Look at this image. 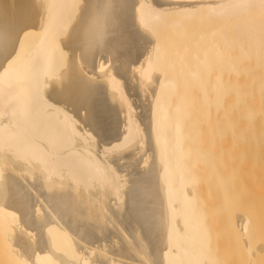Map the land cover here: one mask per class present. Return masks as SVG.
Instances as JSON below:
<instances>
[{
    "label": "bare ground",
    "instance_id": "bare-ground-1",
    "mask_svg": "<svg viewBox=\"0 0 264 264\" xmlns=\"http://www.w3.org/2000/svg\"><path fill=\"white\" fill-rule=\"evenodd\" d=\"M256 129L264 0H0L3 264H224L222 142Z\"/></svg>",
    "mask_w": 264,
    "mask_h": 264
},
{
    "label": "rangeland",
    "instance_id": "rangeland-1",
    "mask_svg": "<svg viewBox=\"0 0 264 264\" xmlns=\"http://www.w3.org/2000/svg\"><path fill=\"white\" fill-rule=\"evenodd\" d=\"M139 96L141 95H133L137 99H134L137 106L138 102L140 105L144 102L146 106L149 97ZM228 133H235L240 138L222 142V148L228 153L231 151L233 158H225L219 164L224 169L227 180L223 183V197H218L213 202L216 208L223 209L215 223L216 229L221 232L220 252L224 255V264H249L237 224L240 217L248 215L254 224L256 246L261 248L258 263L264 264V130H237ZM205 190L207 193L206 184ZM1 254L0 250V256ZM3 258L0 257V264H3Z\"/></svg>",
    "mask_w": 264,
    "mask_h": 264
}]
</instances>
